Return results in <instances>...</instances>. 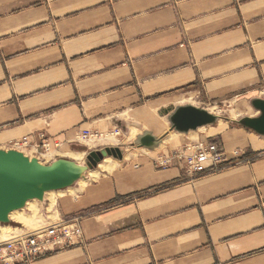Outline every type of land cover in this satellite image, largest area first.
I'll return each mask as SVG.
<instances>
[{
  "label": "crops",
  "instance_id": "crops-1",
  "mask_svg": "<svg viewBox=\"0 0 264 264\" xmlns=\"http://www.w3.org/2000/svg\"><path fill=\"white\" fill-rule=\"evenodd\" d=\"M262 92L264 0H0V150L49 165L86 147L85 132L161 137L191 98L248 112ZM229 118L188 142L222 143L214 174L156 168L165 144L166 155L188 144L170 135L85 186L30 201L21 211L39 228L79 219L83 231L32 264H264V137ZM12 222L17 235L34 230Z\"/></svg>",
  "mask_w": 264,
  "mask_h": 264
},
{
  "label": "water",
  "instance_id": "water-1",
  "mask_svg": "<svg viewBox=\"0 0 264 264\" xmlns=\"http://www.w3.org/2000/svg\"><path fill=\"white\" fill-rule=\"evenodd\" d=\"M251 106L259 115L244 117L235 123L264 137V99H254ZM219 120L217 115L194 105L180 106L169 116L171 130L180 134L214 126ZM164 138L165 135L158 137L144 131L134 143L138 149L155 151L161 147ZM124 153L122 148H105L90 152L86 165L67 158L44 165L18 150H0V225H9L10 215L25 209L28 202H43L47 193L73 187L106 158L121 160Z\"/></svg>",
  "mask_w": 264,
  "mask_h": 264
},
{
  "label": "built area",
  "instance_id": "built-area-1",
  "mask_svg": "<svg viewBox=\"0 0 264 264\" xmlns=\"http://www.w3.org/2000/svg\"><path fill=\"white\" fill-rule=\"evenodd\" d=\"M111 134L119 137L121 133L116 130ZM93 137L94 135L90 136L85 132L81 139L86 140ZM95 137L100 136L95 135ZM15 147L26 149L28 145L26 142L21 141L17 142ZM42 147L46 152L47 144H43ZM225 158L226 154L222 143L218 140H211L188 143L169 155L158 154L154 162L155 167L160 170H166L175 164H181L184 173L193 178L198 175L214 174L220 171ZM82 237L83 231L79 219H60L49 223L45 227L0 242V264H32L47 253L75 247Z\"/></svg>",
  "mask_w": 264,
  "mask_h": 264
},
{
  "label": "rangeland",
  "instance_id": "rangeland-1",
  "mask_svg": "<svg viewBox=\"0 0 264 264\" xmlns=\"http://www.w3.org/2000/svg\"><path fill=\"white\" fill-rule=\"evenodd\" d=\"M257 98L264 99V92L261 95L257 94ZM189 102H190V104L194 105L195 107L206 109L209 112L217 115L220 118L218 124H220L221 122H227L228 119H230L229 116L234 117L236 121H239L240 119H242L246 116V113L247 114H253L254 113V112H252L253 109L250 106H247V109H248V112H247L246 109H244V111L241 110L242 106L238 107L240 105H237V104L234 105L233 103L228 105V107H226L224 105H220V107H219L218 104H214V103L210 104L209 102H204L201 99H195V98L192 99L191 98V100ZM227 110H235V112L229 113ZM237 113L239 114V116H237ZM216 127H217V124L214 126H208L205 128H201L198 131L190 132L188 134H179L175 131H172L171 129H168V132L165 134V138L169 137L170 135H177L178 136L177 138H179V141H177L176 144L175 143L174 144L180 145V144L188 143V142L193 141V140L203 139V138L207 137V135H209L211 132H213V129ZM120 133L121 134L119 135V137L112 136L111 133L108 135L106 134L104 136H100V137H94L93 138L94 140H91V143H94V145H90V144L86 143V140H85L82 142V144L85 145L86 147H75V146H73L70 150V153H74L76 155H79V157L75 160L73 158H70L67 156L65 157L63 153H61L60 158H67V159L75 161L76 163H78L80 165H86L87 156L90 152L105 149V148H120V149L122 148L125 151L124 157L129 158L132 156L131 154L138 152L136 149L135 143H134L135 139H136V138H134L135 132L133 130L130 131L129 129H123V131H120ZM106 137L115 138V141L114 142H109V141L100 142L101 140L106 139ZM169 144L170 143L165 144L164 148L166 147V148L170 149L171 145H169ZM164 148L158 152L156 151L155 153L156 154L164 153V151L166 149V148L165 149ZM170 152H172V151H170ZM143 153L148 154L149 156H152L155 154V153H151V152H143ZM60 158H58V159H60ZM106 159H110L108 162H106L107 163L106 165H108L109 169H104L106 167H104V168L100 167L101 164H105V160H104L102 163H100V165L96 169L93 170V171H95V173H93L94 175H88V173H86L85 177L82 180L87 183V181H88L87 176L99 177V175L102 174L103 172H106V171L111 172L114 168H116V166L118 165V162L116 159H114L112 157L106 158ZM81 186H85V185L82 184ZM50 197L54 198L55 195L53 194ZM88 215H90V214L85 213L82 216H88ZM0 227H6V226L0 225ZM0 233H2V230H0Z\"/></svg>",
  "mask_w": 264,
  "mask_h": 264
},
{
  "label": "bare ground",
  "instance_id": "bare-ground-1",
  "mask_svg": "<svg viewBox=\"0 0 264 264\" xmlns=\"http://www.w3.org/2000/svg\"><path fill=\"white\" fill-rule=\"evenodd\" d=\"M116 137H118V136H116ZM93 138L86 139V143H88L90 145H94V143H91V140H94ZM80 141L82 143L85 140H83V139L80 138ZM102 141L114 142L115 141V138L106 137V139H103L100 142H102ZM62 153L64 154L65 157L67 156V157L73 158L74 160L79 157V155H76L74 153H70V150L63 151ZM105 162H108V161H105ZM101 168H102V166H101ZM107 169H109V168H107ZM79 183L81 185L82 184L86 185V182H84L82 179L80 180ZM53 194L52 193H49L48 194V197H50ZM34 204H35V202H32V203L29 202V203H27L26 206L27 207H32V206H34ZM10 219L11 220L12 219L13 220H17L21 224H24L25 226H27V227H29L31 229H37V228H39L40 223L42 221V219H41L40 216H34V217H26V216H24L23 215V211H19V212L16 211V212L12 213L10 215ZM0 230H2V233H3V235L0 236V240H6V239H8V237H10L11 234H15V235L20 234V231L19 230L15 229V228H12L10 226L9 227L8 226H6V227H0Z\"/></svg>",
  "mask_w": 264,
  "mask_h": 264
},
{
  "label": "trees",
  "instance_id": "trees-1",
  "mask_svg": "<svg viewBox=\"0 0 264 264\" xmlns=\"http://www.w3.org/2000/svg\"><path fill=\"white\" fill-rule=\"evenodd\" d=\"M117 203H119L118 200L111 202L109 205L112 206V205H115V204H117ZM9 225H10V226H13V227H20L19 224H16V223H13V222L10 223Z\"/></svg>",
  "mask_w": 264,
  "mask_h": 264
}]
</instances>
